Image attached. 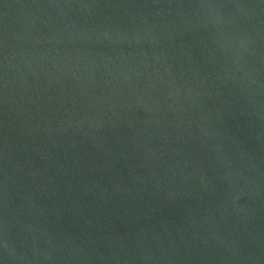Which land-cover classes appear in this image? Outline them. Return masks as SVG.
<instances>
[{
	"label": "water",
	"instance_id": "95a60500",
	"mask_svg": "<svg viewBox=\"0 0 264 264\" xmlns=\"http://www.w3.org/2000/svg\"><path fill=\"white\" fill-rule=\"evenodd\" d=\"M0 264H264V0H0Z\"/></svg>",
	"mask_w": 264,
	"mask_h": 264
}]
</instances>
